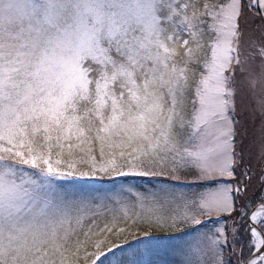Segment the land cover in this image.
<instances>
[{
  "label": "snow or ice",
  "instance_id": "1",
  "mask_svg": "<svg viewBox=\"0 0 264 264\" xmlns=\"http://www.w3.org/2000/svg\"><path fill=\"white\" fill-rule=\"evenodd\" d=\"M160 234L264 264V0H0V264H135Z\"/></svg>",
  "mask_w": 264,
  "mask_h": 264
},
{
  "label": "rangeland",
  "instance_id": "2",
  "mask_svg": "<svg viewBox=\"0 0 264 264\" xmlns=\"http://www.w3.org/2000/svg\"><path fill=\"white\" fill-rule=\"evenodd\" d=\"M189 180H191V177H189ZM65 188L69 192H73V191L80 190L82 186H79V188L70 187V186L65 187ZM164 236H166L167 239L164 241H160V242L158 240L157 242H155V240H152V239L146 240L145 243L151 242L155 250L149 256L136 258L135 264H178L179 257L172 255L170 251L168 250L172 245L176 243V241L172 237H169L167 235H164ZM138 245H135V246H138ZM121 254L122 252H119L116 256H121ZM124 258L127 259V257H124Z\"/></svg>",
  "mask_w": 264,
  "mask_h": 264
},
{
  "label": "trees",
  "instance_id": "3",
  "mask_svg": "<svg viewBox=\"0 0 264 264\" xmlns=\"http://www.w3.org/2000/svg\"><path fill=\"white\" fill-rule=\"evenodd\" d=\"M196 2L198 4H202L204 2V0H196ZM92 182H95V183H89V181H84V183H82V185L83 186H86V185L87 186L94 185V186L99 187V188H110V187H113L114 184L121 183L122 180L121 179H117L116 181H108V180H105V181H92ZM129 182L130 183H134V184L135 183H139V181L134 180V179H131V178H129ZM68 184L69 185H72L73 183L69 181ZM253 200H255V197H253ZM160 235H163V234H160ZM158 237L159 238H163L161 236H158ZM139 243H140L139 240H131L130 244H123L121 242V248L114 249V253H108L107 254V259H112L113 258V255H117L119 252H126L124 250H128L130 247H133L134 245L139 244ZM105 259H106L105 257H102L101 258V260H105Z\"/></svg>",
  "mask_w": 264,
  "mask_h": 264
}]
</instances>
